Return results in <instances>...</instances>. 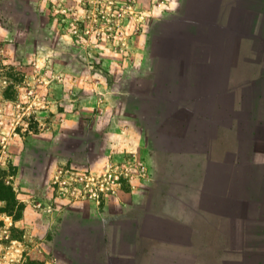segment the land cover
Listing matches in <instances>:
<instances>
[{
  "label": "crops",
  "instance_id": "crops-1",
  "mask_svg": "<svg viewBox=\"0 0 264 264\" xmlns=\"http://www.w3.org/2000/svg\"><path fill=\"white\" fill-rule=\"evenodd\" d=\"M168 2L130 94L128 216L113 240L106 216L84 218L79 260L264 264V0Z\"/></svg>",
  "mask_w": 264,
  "mask_h": 264
},
{
  "label": "rangeland",
  "instance_id": "rangeland-1",
  "mask_svg": "<svg viewBox=\"0 0 264 264\" xmlns=\"http://www.w3.org/2000/svg\"><path fill=\"white\" fill-rule=\"evenodd\" d=\"M168 5L0 0V264H81L84 218L106 216L113 240L140 166L130 94Z\"/></svg>",
  "mask_w": 264,
  "mask_h": 264
},
{
  "label": "built area",
  "instance_id": "built-area-1",
  "mask_svg": "<svg viewBox=\"0 0 264 264\" xmlns=\"http://www.w3.org/2000/svg\"><path fill=\"white\" fill-rule=\"evenodd\" d=\"M111 173H112V172H111ZM111 173H110V174H111Z\"/></svg>",
  "mask_w": 264,
  "mask_h": 264
}]
</instances>
